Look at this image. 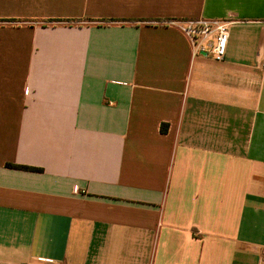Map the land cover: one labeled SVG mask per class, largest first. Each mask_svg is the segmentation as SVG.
<instances>
[{
	"label": "crops",
	"instance_id": "crops-1",
	"mask_svg": "<svg viewBox=\"0 0 264 264\" xmlns=\"http://www.w3.org/2000/svg\"><path fill=\"white\" fill-rule=\"evenodd\" d=\"M263 63L264 0H0V264H262Z\"/></svg>",
	"mask_w": 264,
	"mask_h": 264
},
{
	"label": "built area",
	"instance_id": "built-area-1",
	"mask_svg": "<svg viewBox=\"0 0 264 264\" xmlns=\"http://www.w3.org/2000/svg\"><path fill=\"white\" fill-rule=\"evenodd\" d=\"M190 39L196 50L210 53L217 61L225 59L230 21L226 19H185L171 21ZM264 69V63L262 64ZM264 264V250L262 254Z\"/></svg>",
	"mask_w": 264,
	"mask_h": 264
},
{
	"label": "trees",
	"instance_id": "trees-1",
	"mask_svg": "<svg viewBox=\"0 0 264 264\" xmlns=\"http://www.w3.org/2000/svg\"><path fill=\"white\" fill-rule=\"evenodd\" d=\"M58 21H61V19H58ZM168 124L163 123L162 125V131L166 132L167 131ZM8 167L16 168V169H24V170H32V171H39L41 170L40 168L29 166V165H22V164H13V163H8Z\"/></svg>",
	"mask_w": 264,
	"mask_h": 264
}]
</instances>
